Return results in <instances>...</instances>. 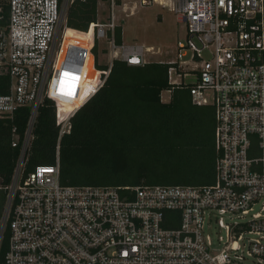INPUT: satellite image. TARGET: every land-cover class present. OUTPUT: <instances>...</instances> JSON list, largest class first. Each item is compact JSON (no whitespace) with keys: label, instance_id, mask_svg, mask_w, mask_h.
Segmentation results:
<instances>
[{"label":"built area","instance_id":"1","mask_svg":"<svg viewBox=\"0 0 264 264\" xmlns=\"http://www.w3.org/2000/svg\"><path fill=\"white\" fill-rule=\"evenodd\" d=\"M158 4L185 23L168 62L171 89H186L197 106L215 110V180L206 185H63L60 143L75 113L104 85L114 60L151 61L154 46L117 43L115 8L107 23L84 30L98 69L84 92L81 67L61 91L58 79L75 0H0V118L30 107L25 132L13 128L19 157L6 191L0 248L5 264H264V0H131ZM110 63L97 65V41ZM70 58V57H68ZM77 64L82 62L76 60ZM74 73V72H73ZM193 78L192 82L187 79ZM76 92V94H75ZM69 95L71 109L62 98ZM56 104L55 160L27 169L39 109Z\"/></svg>","mask_w":264,"mask_h":264},{"label":"trees","instance_id":"2","mask_svg":"<svg viewBox=\"0 0 264 264\" xmlns=\"http://www.w3.org/2000/svg\"><path fill=\"white\" fill-rule=\"evenodd\" d=\"M97 11L98 0H75L68 9L70 27L65 34L58 79L61 91L71 85L76 74L74 68L81 67L80 77L75 78L84 84V92L98 73L82 42L90 35L84 30L97 20ZM115 33L117 43H122L121 25ZM97 66L107 69V66ZM168 67L169 64L157 61L129 65L114 60L104 85L75 113L71 132L61 139L63 185H206L214 182V107L193 104L189 91L181 88H175L170 100L164 101L162 93L171 89ZM8 89L9 78L0 75V93ZM70 99L63 94L66 108L62 112L71 109L67 103ZM29 115L30 107H23L16 111L14 119L0 118L1 187L10 184L19 157V150L11 144L13 128L17 126L22 136ZM56 120V104L46 98L35 123L28 170L54 162L59 134ZM8 239L9 232L0 248V264H5Z\"/></svg>","mask_w":264,"mask_h":264},{"label":"rangeland","instance_id":"3","mask_svg":"<svg viewBox=\"0 0 264 264\" xmlns=\"http://www.w3.org/2000/svg\"><path fill=\"white\" fill-rule=\"evenodd\" d=\"M127 9H122L123 5L118 3L115 8L117 15L116 23L122 26V37L124 42H138L146 46H154L156 53H150V62H168L174 58L175 46L179 38H183L186 34L185 23L179 21L178 16L171 12L168 8L158 4L150 6L138 5L131 0H124ZM98 21L107 23L110 19V0H98ZM109 42L107 39L97 41L96 56L99 65L108 66L110 63ZM194 79H187L192 82ZM171 93L165 91L162 93V99L168 101ZM6 191L0 187V225L5 210V202L3 199Z\"/></svg>","mask_w":264,"mask_h":264},{"label":"snow or ice","instance_id":"4","mask_svg":"<svg viewBox=\"0 0 264 264\" xmlns=\"http://www.w3.org/2000/svg\"><path fill=\"white\" fill-rule=\"evenodd\" d=\"M65 75H70V74H68V73H65ZM73 79H76L75 77H73Z\"/></svg>","mask_w":264,"mask_h":264},{"label":"crops","instance_id":"5","mask_svg":"<svg viewBox=\"0 0 264 264\" xmlns=\"http://www.w3.org/2000/svg\"><path fill=\"white\" fill-rule=\"evenodd\" d=\"M164 92H165V91H164ZM164 92H163V93H164ZM168 101H169V100H168ZM0 187H1V186H0Z\"/></svg>","mask_w":264,"mask_h":264}]
</instances>
